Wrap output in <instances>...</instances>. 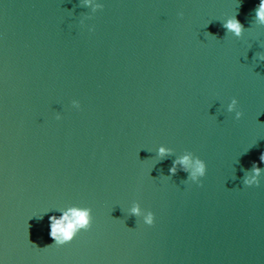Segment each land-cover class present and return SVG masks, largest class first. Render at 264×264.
I'll list each match as a JSON object with an SVG mask.
<instances>
[{"label": "water", "instance_id": "obj_1", "mask_svg": "<svg viewBox=\"0 0 264 264\" xmlns=\"http://www.w3.org/2000/svg\"><path fill=\"white\" fill-rule=\"evenodd\" d=\"M259 3L0 0L2 264H264ZM74 209L90 227L54 245Z\"/></svg>", "mask_w": 264, "mask_h": 264}, {"label": "clouds", "instance_id": "obj_2", "mask_svg": "<svg viewBox=\"0 0 264 264\" xmlns=\"http://www.w3.org/2000/svg\"><path fill=\"white\" fill-rule=\"evenodd\" d=\"M90 2V0H88ZM257 19L260 23L264 24V0H260V3L256 11ZM223 27L233 33L236 37H240L243 32V25L235 17L229 18L223 24ZM237 100L233 98L228 105V111L235 113V118L239 119L242 113L237 110ZM74 108H79L77 101L72 102ZM59 119V117H57ZM166 149L161 147L159 149V155L163 156L166 153ZM261 163H264V153L260 156ZM176 164H180L184 171L189 173L190 179L197 184L201 178L206 174V164L200 160H196L194 164L190 163V156L185 155L179 160L175 161L173 167L170 169L171 174L176 172ZM260 175V169L256 166L253 167V173L250 177L246 178L244 184L246 186L258 185L259 180L257 177ZM133 214L143 215V223L146 225H152L154 222V215L152 212L142 214L138 206L132 208ZM50 220V237L54 241V245L61 246L69 243L76 236L77 232L81 230H87L92 222L91 210H72L70 213L64 214L62 218L49 217ZM52 244V245H53ZM51 246V245H50ZM49 247V246H48ZM2 264V262H0Z\"/></svg>", "mask_w": 264, "mask_h": 264}]
</instances>
